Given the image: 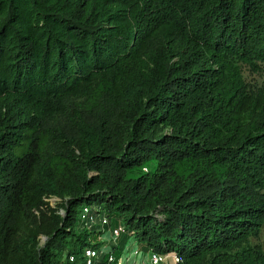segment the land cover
<instances>
[{"label":"trees","instance_id":"obj_1","mask_svg":"<svg viewBox=\"0 0 264 264\" xmlns=\"http://www.w3.org/2000/svg\"><path fill=\"white\" fill-rule=\"evenodd\" d=\"M244 67L264 73V0H0V264H87L86 206L124 225L117 256L264 264Z\"/></svg>","mask_w":264,"mask_h":264},{"label":"built area","instance_id":"obj_2","mask_svg":"<svg viewBox=\"0 0 264 264\" xmlns=\"http://www.w3.org/2000/svg\"><path fill=\"white\" fill-rule=\"evenodd\" d=\"M96 210L98 211L96 212ZM81 220L88 227L100 224L103 228H105L107 224H111L109 217L106 214L102 215L100 208L91 206L83 208L81 212ZM125 231L126 229L124 225H119L115 228L111 227L107 234V238H102L105 241L112 240L116 243L119 236ZM102 255L106 256L107 264H128L133 261L134 258H139L140 260L142 259V264H168L169 259L171 260V264H178L182 261L181 257L176 253L161 254L153 251L143 253L138 248L137 243L132 239L130 240V244L125 247L122 256H117L112 250V246L108 244H105L103 247L98 249L88 248L86 250L87 264H92L94 261L99 260Z\"/></svg>","mask_w":264,"mask_h":264},{"label":"rangeland","instance_id":"obj_3","mask_svg":"<svg viewBox=\"0 0 264 264\" xmlns=\"http://www.w3.org/2000/svg\"><path fill=\"white\" fill-rule=\"evenodd\" d=\"M244 76H245L247 82L250 83V84H252V85H259V86L264 85V73H256V72L251 71L249 68L244 67ZM151 168L153 170H155L156 169V165L155 164L151 165ZM46 202L52 208L55 209V208H58L59 207L60 199H57V198H49L48 199V198H46ZM59 212L63 214L64 213V210L62 208H60V211ZM105 214H107V209L104 208V209H102V215H105ZM112 226L113 225H111V224H107L105 228L102 227L104 229L103 234H102V237L103 238H107V234L109 232V229ZM123 234H125V232ZM92 237H94V235H92ZM106 241L107 242L105 244H108L110 246H113V245L116 244L115 241H112V240H109V241L106 240ZM46 242H47V238L45 236L41 235L40 236V244L41 245H45ZM253 243L260 244L264 248V228H263L262 232L260 233L259 238L254 239L253 240ZM129 244H130V241L128 242L127 245H129ZM127 245L126 244L125 245L122 244L121 247H123L125 249V247ZM130 263L132 264V262H130ZM134 264H142V263H138L137 262V263H134ZM168 264H171V260L170 259H169Z\"/></svg>","mask_w":264,"mask_h":264},{"label":"crops","instance_id":"obj_4","mask_svg":"<svg viewBox=\"0 0 264 264\" xmlns=\"http://www.w3.org/2000/svg\"><path fill=\"white\" fill-rule=\"evenodd\" d=\"M141 260H142V259H141ZM141 260H140L139 258H134V260L131 261V262H132V264L137 263V262H138V263H142ZM128 264H131V263L129 262Z\"/></svg>","mask_w":264,"mask_h":264}]
</instances>
